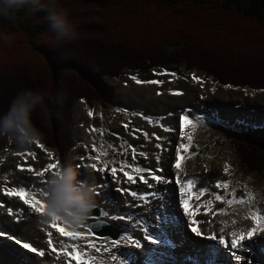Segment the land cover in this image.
Masks as SVG:
<instances>
[{
	"label": "rangeland",
	"instance_id": "374dc122",
	"mask_svg": "<svg viewBox=\"0 0 264 264\" xmlns=\"http://www.w3.org/2000/svg\"><path fill=\"white\" fill-rule=\"evenodd\" d=\"M215 12L216 9H212L208 13V17H211L208 18L209 22L216 21L214 19L212 20V17H216L217 12ZM92 16L90 20L93 22L91 21V23H95L96 20L100 21V18H97L95 15ZM233 28L237 30L242 28L244 31L245 29H255L264 36V25L253 23L252 21L233 17ZM234 32L238 34L237 31L234 30ZM222 33L223 30L221 29L220 31L218 30L217 33L213 32L219 39L224 37ZM204 35H208V33L203 34V36ZM42 42L47 43V45L51 44L49 42V36L43 39ZM87 44L90 45L89 43ZM51 47H60V49H64L63 54L73 59L80 58L81 56L78 53H75V55L72 53L76 49L79 50L81 47L75 42L62 46H54L51 44ZM160 53L164 54V51ZM210 59V64L207 67L215 70L219 74L221 73L220 76L223 77L225 81H232L242 84L243 86L237 85L228 88L217 83L216 75L213 76V74L207 72L206 69L205 71L204 68H200L205 67L200 64L201 62H206L202 58L194 61L196 63L198 62L197 66H194V68H190L191 66H187L185 62L173 65L170 64L166 66L169 71L167 70V74L164 75H159V73L164 72L166 69L156 68L154 71L150 70L140 75L133 71L125 70L122 72L120 78L98 77V83L106 86L107 90L109 88L114 90V100L109 105L104 106L100 104L94 109L89 108L83 101L78 102L74 106L72 120L70 121L71 124L67 125L70 134L72 133V137L76 140V146L68 151L66 155H60L58 159L61 161L59 165L64 164L71 157L77 158L73 161L75 165L96 163L98 168H103L105 164L108 165V169L103 173L88 168L87 177L84 178L80 176V179H87L95 184L97 192H99V195L96 194L99 196V202H96V206L102 207L106 211L108 210L110 215L101 218H88L85 223L81 224V227L73 226L69 223L65 225L66 227L72 226L70 230L88 233L89 230L86 226L94 223V221L102 219L115 226L120 233V237L131 235L134 239H142L143 228L148 227L149 231L156 235H159V233L163 231L165 235L172 240L174 246L178 244L177 248L169 246L168 248L162 245L164 247L161 249V245H150L148 242L144 241L141 249H135L122 240L121 245L118 246L119 252L122 253L124 257L128 258L130 264H132L133 261H136V264H194V262L201 264L203 262L205 263V261H196L198 258L207 261L209 259L213 260V258L220 259V257L223 256H225L229 264L237 263L231 255L230 247V250L225 249V251L214 247L215 256L209 257V246H214V244L207 243L205 239L201 240V238L195 237L190 231L186 230L183 232L184 230L179 226L183 225V222L181 221L180 224L177 225L176 221L173 220L175 214L180 210L178 200V197H180L178 190L179 185L169 183L173 188L172 196H174V205L177 210L176 213L172 212V214L169 212V208L166 207L171 197L169 199L165 195V184H162L163 186L161 185V187L157 189V183L149 179V183L153 185V187L149 188L147 185L138 181L139 174L135 173L133 174L137 177V183L132 184L124 177L123 172L119 171L121 161L126 160L128 164L151 169L153 172H158V175L161 174L165 178L167 176V179L170 181H175L177 173L181 182L187 179H196L198 183L194 190H197L199 199L197 200L196 196L192 197L190 203L193 209L200 206L199 215L197 214L196 220L203 221L204 223L196 226H202V229L206 228L203 232L208 236L215 233L218 238L223 235L229 240V237H231L230 234L228 237L230 230L221 232L220 225L216 226L217 229L209 227L211 230L208 229V226L212 225L214 216L223 212H233L234 207L231 204L239 203L233 200V190L236 198L241 196L246 197L245 202L240 203L241 207L244 206L248 211L254 213L259 209L261 214H264V172L262 174H248L242 171L237 153L231 144V138L239 133V127L237 126L239 122L251 123L256 126L264 125V89L254 88L255 86H264V42L258 46H253L250 43L246 46L241 44L238 45L233 42V64L216 57H210ZM173 72L177 74L175 77L171 75ZM192 73L202 78L203 87H201L199 83L192 81ZM132 75H136L142 80L158 79L164 81V83L161 85H137L131 79ZM17 84H19V82ZM213 88L216 89L215 92L211 91ZM0 90H2L0 94H3L2 98H0V117H3L9 108L7 104L13 95L11 91H8L6 81L1 85ZM157 93L160 94L158 95ZM72 103L73 99L69 100L67 98L65 101L69 116L71 115L70 108ZM55 104L58 105L55 107L58 109V115H62L64 111L61 110L60 103L55 102ZM117 108L125 109L127 112L116 111ZM187 109L189 112L195 109L193 110L194 112H192V118L199 120L200 126L194 131L191 126L185 129L186 132L192 134L194 145L191 144L188 150H182L181 152L183 156L181 163H185L187 166V162H189L186 171L182 170L183 166L181 165V172H176L173 166L177 159L176 147L181 142V118L183 112ZM89 110L93 112V116L88 115ZM133 113L136 114L134 115ZM140 113H143V115H140ZM34 116L42 119V122L51 129L50 118H47L44 113L37 112ZM146 116L153 117V122H148L144 118ZM210 118L213 120L212 123L208 122ZM125 124H128L127 129L124 127ZM136 129L140 131H135ZM165 129L172 130L165 131ZM228 131L230 132L229 134L232 133V137L228 135ZM133 132H135V135H133ZM145 132L148 133V138H145ZM153 133H155V135H153ZM66 136V130L62 127L60 131L61 139L59 140L61 141L60 145L63 149L66 147L65 145H67ZM157 136L162 139L157 140ZM183 142L187 143L186 137ZM101 144L105 145L108 154L100 155L99 153V160L92 159V157L98 155L93 145L100 149ZM109 145L111 147H109ZM129 145L131 147H128ZM157 145H160V147H157ZM133 147L137 149V153L143 151L147 153V156L145 157L137 154V156L133 158L131 150ZM125 148H127V152H124ZM45 149L46 148L39 147L36 143L21 148L10 138L5 150L0 153V233L4 234L3 237H0V264H58V258L64 255L61 253L56 255L51 252V247L48 249L46 246L48 245L47 231L50 230V226L37 224L36 218L39 217L40 214H33L32 210H30V206L24 205L23 201L20 202L19 197H9L5 193V190L9 188L19 189L24 187L32 192V194H29V198L36 196L39 199H43L38 189H45L47 184L45 181L48 180L54 170H49L45 173V176L41 178L35 177V172L42 171L49 163H55L56 161L54 153L51 152L52 156L50 158L49 152ZM103 150L104 149H101V151ZM57 152L59 153L58 150ZM18 153H24L25 155H18ZM27 153H34V155H27ZM81 157L84 159L81 160ZM157 157H159L158 160ZM20 166H23V170H21ZM29 167L34 171H28ZM112 167L118 169L116 179H113L109 175ZM170 167H172V174L169 171ZM225 167L228 168L227 172L224 171ZM165 169L167 172L166 174L164 172ZM188 169L189 171H187ZM124 170L132 171V169L127 166ZM79 171L82 173L84 171L83 167H80ZM142 174L146 177L149 175L147 172ZM218 181L221 182V187L219 188L217 187ZM223 182L230 183L227 187H224ZM102 184H106L107 186L103 188L98 187ZM202 187H207L208 191L201 194L199 189ZM105 188L106 190H104ZM118 188H131L141 194L145 192H155L157 195L155 197H150L147 203H149L151 199L153 201L154 198L157 197L162 201L163 210L161 209L162 206H154L152 201L150 202L151 207L148 208L142 201L129 196L128 193H118L116 191ZM217 193L224 197V199L217 201L215 199V194ZM250 194L254 195V198L249 200L247 197ZM134 200H136L135 203ZM229 200H233V202L229 204ZM172 201L171 203L169 202V204L172 205ZM130 202L137 206L134 208L131 207V205H129ZM126 203L130 208L125 207ZM126 208L132 213H129ZM209 208L211 213H208ZM9 209L12 211L9 212ZM143 209L145 210L142 212ZM148 211H155L157 213L160 211L162 214H159L162 215V217L159 218L158 216L157 220L153 221L152 214L148 215ZM9 213L12 214L9 215ZM114 215L132 216L133 219H126L124 221L113 220L112 216ZM176 219L179 220V217H176ZM27 223L33 226L32 230L29 233H22L21 230ZM38 228L43 229V234H41L40 231L36 233L35 230ZM229 228L231 229L234 227L230 226ZM51 233L53 234V232ZM20 235L25 242L33 243V246L39 249L45 247V252H47L45 257L40 258L34 254H29L26 250H23L21 246H18L14 242V239L9 238V236H11L19 239L21 238ZM51 238H53V236H51ZM54 238L57 244H63V246H59L60 248H70L75 244L76 246L79 245L82 250H80L78 246L77 249L86 251L87 258H95L93 261L94 264H116V262L111 260V255L113 253L105 252L103 247H101V245L107 244V241L111 239L109 237H96L89 234L86 237L73 240H61L60 236L56 233ZM89 240L95 241L97 247H101V251L97 252L95 248L86 246ZM244 244L247 251H244L242 254L244 259L242 264H255L256 262L254 260L257 259L259 260L258 263L264 264V255L262 258H252L253 247H250V245H248L249 243ZM171 252L176 253L172 255ZM56 256L58 258H55ZM228 257L230 258L228 259ZM72 262H74V260H72ZM215 262L219 263V261Z\"/></svg>",
	"mask_w": 264,
	"mask_h": 264
},
{
	"label": "trees",
	"instance_id": "16d2710c",
	"mask_svg": "<svg viewBox=\"0 0 264 264\" xmlns=\"http://www.w3.org/2000/svg\"><path fill=\"white\" fill-rule=\"evenodd\" d=\"M59 4L76 25L79 38L75 43L81 47L72 53H78L80 58H70L63 54L64 49L42 42L48 33L46 23L39 22L41 13L26 23L9 26L8 31L15 33L11 42L0 39V88L6 81L8 91L12 92L7 105L24 88L44 89L56 97L44 113L50 118L51 129L37 116L34 121L40 128L42 142L57 149L61 156L76 146L68 129L74 106L83 101L92 108L114 100V90L98 83V77L120 78L125 70L146 73L158 66L184 62L194 68L198 63L194 61L202 58L206 62H201L205 67L200 68L216 75L220 84L243 86L225 81L221 73L207 67L210 57L232 63L233 42L245 46L264 42V36L255 29L233 28V17L264 25V0H59ZM212 9L217 12L212 17L215 22L208 19ZM92 15L100 21L91 23ZM220 29L222 39L213 34ZM205 33L208 35L203 36ZM67 98L73 99L70 116L65 105ZM54 101L60 103L62 115H58ZM62 127L67 135L64 149L59 140ZM9 139L0 135V153ZM231 139L242 171L262 174L264 127L242 126Z\"/></svg>",
	"mask_w": 264,
	"mask_h": 264
},
{
	"label": "snow or ice",
	"instance_id": "6c2138e0",
	"mask_svg": "<svg viewBox=\"0 0 264 264\" xmlns=\"http://www.w3.org/2000/svg\"><path fill=\"white\" fill-rule=\"evenodd\" d=\"M167 74V70H164V72L159 73V75H164ZM171 75L173 77H175L177 74L175 72L171 73ZM131 79L137 84V85H145V84H152V85H161L164 83V81L162 80H158V79H152V80H142L139 79L136 75H132ZM192 81L197 82L200 84L201 87H203V80L201 77L197 76L195 73H192L191 76ZM226 87L231 88L233 87L232 85H226ZM212 92H215L216 89L213 88L211 90ZM158 95L160 93H157ZM176 94H182V93H176ZM116 111H123V112H127V110L125 109H120L117 108ZM134 115L136 113H133ZM88 115L89 116H93V112L91 110L88 111ZM140 115H143V113H140ZM148 122H153V117L151 116H146L144 117ZM209 123H212L213 120L210 118ZM181 132H180V138H181V142L177 145L176 147V155H177V159L175 162V168L179 169L181 167V160L183 159V156L181 155L182 150L186 151L190 148L192 141H193V137L192 134L189 132H186L185 129H187L189 126H191L192 130L194 131L198 126H200V121L199 120H195L194 118H192L190 116V114L186 113L182 115L181 118ZM124 127L127 129L128 128V124H125ZM94 130V129H93ZM172 129H165V131H171ZM135 131H140L139 129H136ZM133 135H135V132H133ZM153 135H155V133H153ZM145 138H148V133L145 132L144 133ZM187 138V143H184L183 140L184 138ZM157 140L162 139L161 137L157 136L156 137ZM35 143L41 147L44 148V145L40 143L39 140H36ZM126 143V142H125ZM96 146L93 145V148H95ZM109 147H111L109 145ZM128 147H131L130 145ZM157 147H160V145H157ZM101 149H104L103 151H101ZM132 155L133 158H135L137 156V154H139L140 156H147V153L141 151L139 153H137V149L136 148H132ZM97 151L100 153V155H107V148L105 147L104 144H101L100 149H97ZM124 152H127V148L124 149ZM18 155H25L24 153H18ZM27 155H34V153H27ZM100 155H97L95 157H92V159L95 160H99L100 159ZM52 154L49 153V157L51 158ZM81 160H83L84 158L81 157ZM159 159V157H157V160ZM60 164L59 160H56L55 163H49L47 165L46 168H44L42 171L39 172H35V177L37 178H41L45 176V173H47L49 170H54L52 172V175L55 174L58 166ZM131 168L132 171H125V167ZM21 170H23V166H20ZM77 167H83L84 171L81 173V176L86 178L88 173H87V169L91 168L93 170H96L97 172L103 173L108 169V165L105 164L103 168H98L96 163H91V164H77ZM28 171H34L31 167L28 168ZM117 171L118 169L116 167H112L110 169L109 175L113 178L116 179L117 178ZM120 172H123L124 177L127 178V181L131 182L132 184H136L137 183V177L135 174H139V181L142 182L143 184L147 185L149 188H151L153 185L149 183V179L155 181L157 184H169V183H175L176 185H179V211L175 214V216L173 217V220L176 221V224L179 225L180 222H183V227L187 228L190 230L191 234H193L195 237H199L201 239H205V240H210L212 242H214V245H220L222 246L224 249H228L229 248V244H230V248H231V255L234 258L235 262H241L243 260V255L242 253L244 251H247V248L245 246V244L243 243L246 240H252L253 237H255L258 233H264V214H261L260 210L257 209V211L255 213H253L251 215V219L255 222V227H252L250 230H248L246 233L244 231H240L239 234H237L236 231L231 232L230 236L231 239L226 240L225 237L223 235L219 236V238L216 236L215 233H213L212 235L208 236L205 233H203L200 228L196 225H199L201 223H204L203 221H198L196 220V215L197 213L200 211V206H197L195 209L192 208V205L190 204V201L192 200L193 196H196L197 199H199V196H197L196 192L194 191V189L196 188V185L198 183V181L196 179H187L183 182L180 181L179 179V175L177 173V178L175 179V181H170L167 178H165L162 175H156L155 172H153L151 169H145L142 168L138 165H131L128 164L126 160L121 161V167L119 168ZM162 171V170H161ZM225 172L228 171V168L225 167L224 169ZM147 172L149 175L146 177L145 175H143L142 173ZM47 183V181H45ZM230 182H223V186L227 187L228 184ZM106 184H102L99 185L98 187H106ZM217 187H221V182H217ZM38 191L40 192V194L42 195V193L44 192V189H38ZM116 191L118 193H128L131 197L133 198H138L140 201L147 203L150 199V197H155L157 195V193L155 192H145L143 194L138 193L135 190H130L128 188H118L116 189ZM208 189L207 187H202L199 189V192L201 194L207 192ZM6 195L8 196H12V197H19L22 201L24 205L30 206L33 214L35 213H39V217H37V224L38 225H45V226H50L53 229H57L58 232L65 237H71L73 239L76 238H82V237H86L87 235H91V236H96V233L93 231L94 227H100L102 224H104L105 222L103 220H99L95 225L89 226V233H84L81 231H76V230H68L65 226H62L61 223H59L60 221H63L64 225H67L68 222L62 220L59 217H53L52 219H45V209H46V205H45V201L44 199H39L36 196H32L31 198H29V193L28 190L24 187H21L19 189L17 188H9L5 190ZM97 195H99V192L96 193ZM233 196V200H236V202L239 203H244L246 200V197L241 196L239 198L235 197V192L233 190L232 193ZM187 197V198H185ZM254 195L250 194L247 199H253ZM215 199L217 201H221L224 199V197H222L219 193L215 194ZM233 200H229V204H231L233 202ZM137 205H131V207H136ZM12 210L9 209V212H11ZM97 213L98 215H102L103 217H108L110 215V213L106 210L97 208ZM176 217H179V220L176 219ZM113 220H119V221H124V220H131L133 219L132 216H125V215H114L112 216ZM233 223H235V221H233ZM82 225H78L77 227H81ZM32 225L30 223L25 224V226L22 228V233H29L32 230ZM37 231H40L41 234H43V229H37ZM221 232H223V228H221ZM4 234L0 233V237H3ZM52 233L48 232L47 233V244L49 246H51V252L53 253H60L63 252L66 256H68L69 258H71L67 264H71L72 260H76L77 264H93V261L95 260L94 257L92 258H87V252L86 251H80L77 250V246L76 245H72L71 247L73 248V251H67L66 248H60L57 249L52 242L51 239ZM9 238L14 239V242L18 245L21 246L23 250H26L29 254H34L40 258L45 257L46 252L43 249H38L37 247L33 246V243L30 242H22L20 239H15L11 236H9ZM123 242L133 246L135 249H141L143 247V242L146 241L148 242L150 245H156V246H160V245H165V246H169V247H174L172 240H170L168 238L167 235H165V233L163 231H161L159 233V235L153 234L152 232L149 231L148 227H144L143 228V233H142V239L141 238H133L131 235L128 236H123L120 237L118 236L117 238H113L107 241L106 245H101V247H103V250L105 252L108 253H113L111 255V260L116 262V264H130L129 260L127 257H124L122 253L119 252V245H121ZM110 245V246H108ZM86 246H90L91 248H95V250L97 252L101 251V247H97V244L95 241L89 240L87 241V245ZM151 250V249H150ZM209 257H214L215 256V248L213 245L209 246V253H208ZM58 258V257H55ZM147 258V257H146ZM132 264H136V261H133ZM205 264H214V261L212 259H209L205 262Z\"/></svg>",
	"mask_w": 264,
	"mask_h": 264
},
{
	"label": "clouds",
	"instance_id": "9594fccd",
	"mask_svg": "<svg viewBox=\"0 0 264 264\" xmlns=\"http://www.w3.org/2000/svg\"><path fill=\"white\" fill-rule=\"evenodd\" d=\"M43 13L39 22L46 23L49 42L54 46L73 43L79 38L76 25L60 6L59 0H0V39L11 42L16 27ZM56 97L40 88L21 89L12 99L7 112L0 117V135L12 138L25 148L42 139L34 121L37 112L47 113L49 103ZM76 157L58 166L45 186V219L59 217L73 226L85 223L96 207L97 189L94 183L80 179L81 173L74 164Z\"/></svg>",
	"mask_w": 264,
	"mask_h": 264
},
{
	"label": "bare ground",
	"instance_id": "6f19581e",
	"mask_svg": "<svg viewBox=\"0 0 264 264\" xmlns=\"http://www.w3.org/2000/svg\"><path fill=\"white\" fill-rule=\"evenodd\" d=\"M206 77V76H205ZM188 163V165L186 166L185 165V163H181V165L183 166V168H182V170L183 171H186V169H187V167L189 166V162H187ZM167 167V166H166ZM173 168H174V170L176 171V172H179L180 171V168L179 169H176L175 168V163H174V166H173ZM171 169H172V167H170V173L172 174V171H171ZM190 169V168H189ZM189 169L187 170V171H189ZM164 172H165V174L167 173L166 172V169L164 170ZM181 172V171H180ZM156 173V175H157V173L158 172H155ZM174 175V174H173ZM185 175V174H184ZM190 175V174H189ZM166 178H167V176H166ZM139 181V180H138ZM185 181V180H184ZM155 182V181H154ZM161 185L162 184H156V186H158L157 187V189L158 188H160L161 187ZM164 185V184H163ZM162 185V186H163ZM171 184H166V193H165V195L167 196V198H169L170 199V197H171V199L167 202V205H166V207H168L169 208V212L170 213H176L177 212V210H176V208H175V205H174V196H172V186H170ZM155 186V185H154ZM153 187V186H152ZM18 189V188H17ZM104 190H106V188L104 189ZM112 190H113V188H112ZM195 192H196V194H197V190H194ZM28 193L29 194H32V192H30V191H28ZM130 196V195H129ZM8 197V196H7ZM6 197V198H7ZM9 197H12V196H9ZM193 197H195V196H193ZM99 198V196H97L96 195V202H99L98 199ZM8 199V198H7ZM138 199V198H137ZM11 200H12V198H11ZM139 200V199H138ZM173 200V201H172ZM198 200V199H197ZM19 201L20 202H22V200L21 199H19ZM152 201V199L150 200V202ZM171 201H172V205L171 204H169V202L171 203ZM136 202V200H134V203ZM145 203V202H142V203H144V205L146 206V207H151V203ZM129 203V202H128ZM134 203H132V202H130V204L129 205H134ZM206 203V202H205ZM152 204H154V206H162V210H163V204H162V201L161 200H159V198H154V200L152 201ZM128 204L126 203V206L125 207H128L127 206ZM231 205H233V207H234V209H233V212H223V213H221V214H218L217 216H214V220L212 221L213 223H212V225L211 226H208V229L209 230H211L210 228L211 227H213L212 229H217L216 228V226L218 225H220V230H221V228H223V232H227L228 230H232L233 229V231H236L237 232V234H239V232L240 231H244L245 233L248 231V230H250L252 227H255L256 225H255V222L251 219V215L254 213V212H252V211H248L247 210V208H245L244 206L243 207H241V204L240 203H233V204H231ZM119 206H120V204H119ZM173 207H174V209H173ZM210 207V206H209ZM231 207V206H230ZM128 208H130V206L128 207ZM128 208H126L127 209V211H129L128 210ZM134 208V207H133ZM207 208H208V206H207ZM211 208V207H210ZM210 208H209V210H208V213L210 212ZM31 210V209H30ZM145 209H143L142 210V212L144 211ZM153 210V209H152ZM155 210V209H154ZM19 211V210H18ZM129 213H132V212H130L129 211ZM157 212H155V211H152V212H150V211H148V215H150V214H152V218H153V221H155V220H157V217L159 216V218H161L162 217V215H160L159 213H161L162 214V212H160L159 211V213H157ZM172 213V214H173ZM211 213V212H210ZM12 213H9V215H11ZM28 214V213H27ZM39 214V213H38ZM198 215H199V213H197ZM37 215V214H36ZM197 216V215H196ZM16 217V216H15ZM158 218V219H159ZM211 220V219H210ZM233 221H235V223H233ZM59 223H61V225L62 226H65L64 224H63V221H60ZM146 223H148V222H146ZM180 226V228L182 229V230H184L183 232H185L186 230L187 231H190L189 229H187V228H183V226L182 225H179ZM234 227V228H229V227ZM66 227V226H65ZM72 227V226H71ZM71 227H69V226H67L66 228L68 229V230H70V228ZM210 227V228H209ZM48 228V227H47ZM200 228V230L203 232V230L205 229L206 230V228H203L202 229V226H200L199 227ZM152 230V229H151ZM36 231V233H39V231H37V230H35ZM47 231V230H46ZM49 231H51V232H53V234H52V236H53V238H51L52 239V242H53V245L57 248V249H60V247L59 246H63V244H57L56 243V241H55V238H54V236H55V234L57 233L59 236H60V239L62 240V239H68V240H73V238H71V237H66V238H64L59 232H58V230L57 229H53V228H51L50 227V230ZM49 231H47V232H49ZM89 233V232H88ZM204 233V232H203ZM210 233V232H209ZM186 234V233H185ZM229 234H231V232H229L228 233V237H229ZM210 236V235H209ZM20 237L21 238H19L22 242H25L22 238V236L20 235ZM16 238V237H15ZM103 238H105V237H103ZM182 238H184V237H182ZM225 238H226V236H225ZM263 238H264V234H262V233H258L255 237H253V239L252 240H246V241H244L243 243H249L248 245H250V247H253L252 248V258L253 257H260V258H262V256L264 255V240H263ZM16 239H18V238H16ZM229 239H231V237H229ZM202 240V239H201ZM226 240H228V239H226ZM230 241V240H229ZM177 242V241H176ZM206 242L207 243H212V244H214V242H212V241H210V240H206ZM76 245V244H75ZM47 247H48V249H49V247H51V246H49V245H46ZM78 247H79V249L80 250H82L81 248H80V246L79 245H77ZM162 246V245H161ZM160 246V248L162 249L164 246H162L161 247ZM177 246H178V244H175V246L173 247V248H177ZM168 247V246H167ZM214 247L215 248H220V249H223V251H225V249L222 247V246H220V245H214ZM229 247H230V244H229ZM169 248V247H168ZM39 249V248H38ZM41 249H44L45 251H46V249H45V247L44 248H41ZM51 249V248H50ZM79 249H77V250H79ZM172 249V248H171ZM66 250L67 251H73V248H69V247H67L66 248ZM134 251H136V250H134ZM47 253V252H46ZM61 254H64L63 252H60ZM172 253V255H175V253L176 252H171ZM251 253V252H250ZM54 254H56V255H58L59 253H54ZM53 256V255H52ZM57 257V256H56ZM230 257H228V259H229ZM215 259V258H214ZM214 259H213V261H214ZM70 260V258L68 257V256H66L65 254L62 256H60L59 258H58V264H66L68 261ZM197 260H201V261H205L206 262V260L205 259H201V258H198ZM194 261V260H193ZM215 261H219V264H229V262H228V260L227 259H225V256H223V257H220V259L219 258H217V259H215ZM214 261V262H215ZM243 261H244V259L241 261V262H237L236 264H242L243 263ZM249 261V260H248ZM256 263L257 262H259V260L257 259V260H254ZM99 262V261H98ZM254 262V263H255ZM248 263V262H247ZM255 263V264H256ZM71 264H77V261L76 260H74V262H71ZM93 264H94V262H93ZM100 264V263H99ZM235 264V263H234ZM259 264V263H258ZM260 264H263V263H260Z\"/></svg>",
	"mask_w": 264,
	"mask_h": 264
},
{
	"label": "water",
	"instance_id": "95a60500",
	"mask_svg": "<svg viewBox=\"0 0 264 264\" xmlns=\"http://www.w3.org/2000/svg\"><path fill=\"white\" fill-rule=\"evenodd\" d=\"M95 209H93V211L91 212L90 216H99L97 212H94ZM92 225H95V224H91L89 226H92ZM88 226V227H89ZM105 229V230H104ZM93 231L99 235V236H111L112 238H117L119 235L117 233V231H115L113 228L110 229V232L109 231H106V227L102 224L100 227H94L93 228ZM113 231V232H112Z\"/></svg>",
	"mask_w": 264,
	"mask_h": 264
}]
</instances>
